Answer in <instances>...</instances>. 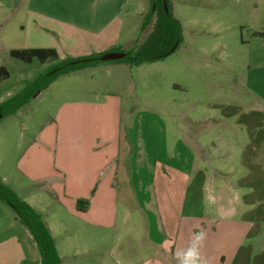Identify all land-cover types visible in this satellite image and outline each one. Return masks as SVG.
<instances>
[{"label": "rangeland", "instance_id": "obj_1", "mask_svg": "<svg viewBox=\"0 0 264 264\" xmlns=\"http://www.w3.org/2000/svg\"><path fill=\"white\" fill-rule=\"evenodd\" d=\"M3 1L0 65L8 69L10 76L0 83V104L17 95L25 82L35 80L68 58L105 54L113 39L132 40L135 44L150 31L148 28V32L142 33L136 23L135 13L144 6L143 14L149 9L148 3H142L146 0L102 5L95 4V0ZM169 2L183 27L182 43L171 55L137 67L120 60L107 61L61 76L14 116L0 119V178H11L15 186L26 185L25 191L16 189L17 192L30 199L27 192L32 191L35 209L51 224L58 222L55 214L59 206L54 201V191L68 205L71 201L75 206L78 201L90 202L75 199L78 185L69 184L72 175H76L69 172L70 167L80 159L63 143L66 104H118L121 127L133 129L132 138L138 135L141 149H147L149 157L155 159L158 155L165 161L172 154V144L180 130L193 125L195 129L208 127L206 117L218 118L223 112L236 114L243 109L264 116V40L254 38L257 31L264 32V0ZM113 12L117 13L120 25L116 31L103 35L63 24L65 19H91ZM37 48H52L57 58L45 63L35 59L26 64L9 54L12 49ZM194 115L199 119L197 124L188 119ZM228 123L234 125L235 118ZM23 171L30 176L59 173L61 179L33 183ZM132 180L138 191L137 177ZM96 189L97 183L91 196ZM0 207L14 215L5 204L0 203ZM117 214L115 228L103 230L85 224L63 209V236L57 233L59 245L63 240V264H143L151 251L144 246L141 227L149 219L152 223L154 216L137 210L127 217L123 205H119Z\"/></svg>", "mask_w": 264, "mask_h": 264}, {"label": "crops", "instance_id": "obj_2", "mask_svg": "<svg viewBox=\"0 0 264 264\" xmlns=\"http://www.w3.org/2000/svg\"><path fill=\"white\" fill-rule=\"evenodd\" d=\"M115 1L126 0L94 3ZM144 12L145 6L135 13L140 31ZM63 24L96 36L116 31L120 25L114 12L91 19H65ZM256 33L254 38L264 40V32ZM115 40L107 53L134 43ZM177 89L183 90L181 86ZM108 104L78 101L66 104L68 111L63 114V143L80 159L70 167L69 172L76 175H72L69 184L78 185L75 199L90 202L87 211L80 212L74 201L68 205L54 191V201L59 206L55 214L58 222L55 225L46 222L62 260L63 240L59 245L57 233L63 236V209L89 226L111 230L117 224V209L123 205L127 217L137 210L154 216L152 223L149 219L141 227L144 246L151 251L143 264H176L174 253L186 247L191 235L198 231L207 233L201 250L207 264H264V116L243 109L236 114L223 112L218 118L206 117L208 127L195 129L193 125L180 130L173 141L172 154L165 161L158 155L155 159L149 157L147 149H141L138 135L132 138L133 129L121 127V107ZM234 118V125H229ZM188 119L193 124L199 121L195 115ZM23 174L33 183L47 178L61 179L59 173L30 176L23 171ZM134 176L138 191L133 188ZM0 180L35 209L32 191L27 192L29 199L16 190L26 185H12L13 180L7 176ZM96 183L97 189L91 196ZM0 264H40L29 231L15 214L8 215L2 207Z\"/></svg>", "mask_w": 264, "mask_h": 264}, {"label": "trees", "instance_id": "obj_3", "mask_svg": "<svg viewBox=\"0 0 264 264\" xmlns=\"http://www.w3.org/2000/svg\"><path fill=\"white\" fill-rule=\"evenodd\" d=\"M148 11L143 15L141 32L150 31L135 44L119 47L111 52H123L125 57L120 62L131 66H141L146 63L158 62L171 55L182 43L183 27L173 15L169 0H147ZM167 5L168 12L165 9ZM101 55H90L77 59L68 58L40 74L35 80L25 82L24 88L15 96L0 104L1 118L14 116L27 106L43 90L47 89L59 77L79 73L88 68H95L105 62ZM10 56L26 64H32L35 59L45 63L57 58L54 49L12 50ZM9 71L0 67V83L9 78ZM0 203L8 206L19 222L29 231L38 253L40 264H63L57 251L56 242L43 215L20 197L11 187L0 180ZM89 206L87 200L78 201L77 210L86 212Z\"/></svg>", "mask_w": 264, "mask_h": 264}, {"label": "clouds", "instance_id": "obj_4", "mask_svg": "<svg viewBox=\"0 0 264 264\" xmlns=\"http://www.w3.org/2000/svg\"><path fill=\"white\" fill-rule=\"evenodd\" d=\"M210 202L214 203V200ZM206 240V232L198 231L193 233L187 246L177 249L174 253L176 264H207V261L201 251Z\"/></svg>", "mask_w": 264, "mask_h": 264}, {"label": "water", "instance_id": "obj_5", "mask_svg": "<svg viewBox=\"0 0 264 264\" xmlns=\"http://www.w3.org/2000/svg\"><path fill=\"white\" fill-rule=\"evenodd\" d=\"M165 9L168 12V8L167 5L165 4ZM125 57V53L123 52H110V53H106L101 57V60L103 62H107V61H114V60H120L123 59ZM1 119V116H0Z\"/></svg>", "mask_w": 264, "mask_h": 264}]
</instances>
